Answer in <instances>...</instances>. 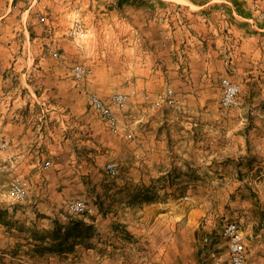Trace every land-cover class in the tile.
I'll list each match as a JSON object with an SVG mask.
<instances>
[{
	"label": "crops",
	"instance_id": "0c3cea01",
	"mask_svg": "<svg viewBox=\"0 0 264 264\" xmlns=\"http://www.w3.org/2000/svg\"><path fill=\"white\" fill-rule=\"evenodd\" d=\"M224 1L225 4H217L214 0H124L120 3L117 0L87 1L99 8L104 6L109 11H127L129 16L125 19L130 25L134 23L133 17L138 10L141 12L147 8V3L153 4L156 14L166 18L162 23L156 21L158 25L153 34L148 31L144 18L141 17L143 21L138 18L139 22L136 25L139 26L138 51L141 59L135 72H139L141 82L146 89H154L152 97L166 86L173 88L177 106L171 113L175 116L172 114L163 116L159 110L154 111L149 108L144 110L140 118L143 119L141 129L137 132L138 147L133 151L138 156V160L125 162L123 171L115 178L118 183L120 181L118 189L123 188V185L129 184L136 177L141 178L146 185L158 182L173 183L172 176L166 181L160 176L168 172L173 174L179 170L187 174L182 176L184 178L180 179V183L191 185L190 173L197 165H201L208 173L201 177L205 179V182L213 183L216 179L222 182L227 177L216 178L215 175H222V171L228 168L239 169V163L242 162L244 154L254 153L256 147L264 149L263 140L260 144H255L253 148L249 147L254 143L245 145L246 139H249L248 136L252 137V142L257 140L256 137H260L255 133L250 132L247 135L241 131V134H233L225 130L226 114L218 111L216 100H214L216 96L212 94L214 86L218 85L221 78L227 76L240 86L241 105L254 106L263 103L264 97L255 95L261 92V89L264 90L262 78V75L264 76V2L259 4L256 3L257 1L252 3L251 0ZM29 7L30 5H26V2L19 4L17 0L0 1V20L4 21V18L16 8L18 12L22 11V14H26ZM132 12L135 13L134 16ZM165 31L171 33L169 40L163 44L162 35ZM133 35L129 28V34L124 38L125 53H129V56H133L131 46L135 38ZM11 45L12 42L0 43V77L7 72L11 75L12 70L20 69L15 68L17 61L13 62V56L16 52H13ZM149 57L159 60L160 63L152 64V68L148 62ZM0 79L3 82L5 78ZM10 99L0 103V144L3 141L6 142V147L0 150V171L28 169L31 188L24 202L25 207L22 208V215H28L24 221L25 224L31 229L40 231L50 229L53 219L66 225L71 217H76L94 225L93 237L81 242L76 241L73 251L58 255L61 264H71L73 260H78L77 264H88L84 260L88 253L101 257L105 248L107 252L109 251L112 246L109 243L114 237L123 240V234L135 231L154 238L151 252L156 258L154 261L160 264H212V260L203 254V246L199 241L200 234L210 237L211 242L216 241L214 249L217 252L225 251V246L222 248L225 240L223 243H218L215 239L223 238L218 224L220 220L228 217V208L225 206H233L226 197L220 201L212 195L208 197V194H205L203 203L197 201L191 204V208L185 213L181 210V206L177 207L182 203L178 202L182 197L175 199L172 203L175 207L163 206L162 203L157 202L134 206L129 204L126 198H120L124 206L122 209L108 208L103 205H109L117 199L116 187L106 186L105 183L109 180L100 172V166H96L97 161L93 162L94 158L89 159L92 165L90 168L80 163L75 170L61 166L57 171V179L48 181V178H45L46 181L43 183L40 169L43 168L41 165L44 160L40 165L38 155L51 151H47L42 146V142L48 135L44 122L47 117H50L49 112H53L51 105L48 103L50 109L45 108L46 112H43L41 108V112L24 113L16 110L18 106L15 104L16 99ZM56 105H60L59 110L62 111V106H66L67 103L64 104V101L60 100ZM199 115L201 117L203 115L204 119L208 120L209 126L206 132L208 137H212L213 140L218 139L204 146L206 156L201 162L203 164L192 163L190 146L185 147L179 144L187 142L192 130L185 128L195 125ZM183 117L193 120H187L188 125L180 128L179 123H183ZM165 121L170 122L167 128H163V125L168 124L167 122L163 124ZM29 122L33 124L37 122L32 130L33 126L29 125ZM20 123L22 126L18 130L17 125ZM230 133L233 135L228 142L225 138ZM171 135L175 137V143L167 149L165 145L162 146L160 140L162 137H166L167 140ZM247 141L250 142V140ZM53 147L55 150L59 148L56 142ZM165 153H170L174 160L164 163L162 157ZM229 163L232 165L230 166ZM79 167L81 170L78 169ZM97 173L98 176H96ZM52 185H56V190H59L57 192L51 190ZM81 185L83 188L87 185V189L90 185L93 193H98L95 191L96 186L103 188H99L98 191L101 192L93 196L94 207L88 209L83 215H70L65 211L66 200L80 197L76 193L81 191L79 190ZM183 198L188 197L183 196ZM214 201L216 204L213 206ZM136 207L139 208L136 209ZM134 210H136L135 215H131L128 219L127 215ZM238 212L240 217L245 216L243 214L245 210L239 209ZM243 230V234L248 233L247 229ZM151 231V234L147 233ZM2 232L7 234L8 229L0 223V236ZM245 237H247L246 234ZM23 241L22 246L33 252L37 241L30 234ZM87 242L89 246L86 245ZM105 256L106 253H103L102 257ZM26 257L28 258V255ZM251 260L253 264L257 263L254 258Z\"/></svg>",
	"mask_w": 264,
	"mask_h": 264
},
{
	"label": "rangeland",
	"instance_id": "374dc122",
	"mask_svg": "<svg viewBox=\"0 0 264 264\" xmlns=\"http://www.w3.org/2000/svg\"><path fill=\"white\" fill-rule=\"evenodd\" d=\"M0 1L8 2V0ZM87 1L17 0L19 4H25L26 2V5H30L27 13L22 14V11L18 12L16 8L4 18V21L0 20V43L10 44L12 42L11 48L13 52H16L13 56V62L17 61L15 62V68H20L12 70L11 75L7 72L3 77H0L5 78L3 82L0 79V103L11 98L16 99L15 104H18L16 110L20 112H41V108L44 110L43 112H46L45 108L50 109V105L51 111H53L49 112L50 117H47L46 122H44L48 135L42 142V146L47 151H51L38 155L40 165L44 160L42 167L45 160L51 161L49 167L40 169L43 183L47 178L48 181L57 179V171L61 166L75 170L77 164L80 163V165L90 168L92 165L89 159L94 158L93 162L97 161L96 166H100V172L109 180L106 181V186L108 188H111V186L116 187L117 199L109 205H103L108 208L122 209L124 206L121 204L120 198H126L128 201L132 192L144 188V186L150 187L149 189L155 192L156 199L153 202L162 203L163 206L175 207L172 203L175 199L182 197L181 200H178L182 203L177 207L181 206L180 208L184 213L191 208V204L197 201L203 203L205 194H208V197L212 195L220 201L226 197L233 206H225V208H228V217L219 221L218 229H221L228 221H235L241 230L247 229L248 233L245 234L251 258L257 260L255 264H264V149L256 147L254 153L247 151L248 153L244 154L242 162L239 163V169L228 168L222 171V175H215L216 178L226 176L227 178L222 182L217 179L213 183L205 182V179L201 177L208 173L201 165H197L190 173L191 185L180 183V179L184 178L182 176L187 174L179 170L173 174L168 172L166 175L160 176L164 181L172 176L173 183L158 182L157 184L146 185L136 175L132 176L136 178H133L129 184L118 189L120 181L118 183L115 178L123 171L125 162L138 160V156L133 151L138 147L137 132L141 129L143 119L140 118L144 110L146 108L154 111L159 110L163 116L165 114L169 116L177 106V98L173 88L166 86L152 97L154 89H146L141 82L139 72H135L141 59L138 51L140 46L139 26L136 25L139 22L138 18H144V21L147 22L148 31L153 34L158 25L156 21L159 23L164 22L159 21L158 18H165V16L156 14L153 4L147 3V8L141 12L138 10L137 17H133L135 18L134 23L130 25L125 19L129 16L127 11H109L104 6L99 8V6H93ZM214 1L217 4H225L224 0ZM255 1L259 4L264 2V0H251L252 3ZM131 14L135 15L133 12ZM129 28L135 37L131 45L133 56L125 53L124 38L125 35L129 34ZM167 33L170 36L171 32ZM168 40L163 38V44ZM153 52L155 53V51ZM148 62L152 68L157 62L160 63L159 60L156 61L153 57H149ZM76 66H82L84 70L79 76H75L73 72ZM226 78L231 79L227 76ZM262 78L264 80L263 75ZM220 81L218 85L214 86L212 94L216 96L214 100H216L218 111L226 114L225 130L233 134H241L242 131L247 135L250 132L259 135L260 137L255 138L258 141L252 142V137L249 136V139H246L245 145L254 143L249 147L253 148L255 144H260L261 140L264 141V101L260 105H241L242 95L239 86V104L231 108H224L220 105ZM167 87L172 89L176 98V103L173 106L167 104L163 98ZM131 89H144L143 92L147 95V98L143 99L131 95L122 106L112 101L111 96L114 92L129 94ZM262 92L264 93V90L261 89V92L255 96L264 97ZM90 93L99 96L109 106L117 121L116 131L111 130L100 114L93 110L88 101V94ZM60 100L64 101V104L67 103L66 106H62V111L59 110L60 105H56ZM179 107L181 110L183 109L181 105ZM182 120L183 123H179L180 128L188 125L187 120L193 119L183 117ZM166 122L168 124L163 125V128L170 126L168 121L163 124H166ZM36 123L29 122V125L33 126L31 130ZM21 126V123L18 124L17 129L20 130ZM207 126H209L208 120L204 119L202 115L196 120L195 125L191 128H185L186 130H192L191 136L185 144L183 142L179 144H183L185 147L190 146L192 163L198 164L200 162V164H203L201 162L204 161L206 156L204 146L209 144L210 141L218 140L217 138L213 140L212 137H208L206 133ZM233 134L230 133L225 139H228L229 142ZM247 140H250V142L248 143ZM160 141L162 146L165 145V148L169 149L170 145L174 146L175 137L171 135L167 140L166 137H162ZM55 142L59 146L56 150L53 147ZM171 157L170 153H165L162 160L164 163H169L174 160ZM110 161L117 164L118 173L116 176H111L105 170L106 163ZM229 165L232 164L229 163ZM78 169L81 170V167ZM27 170V168H17L0 171V209L7 210L4 216L5 223L1 224L8 229L7 234L2 232L0 236V264H61L58 257L59 253L46 250L45 255L36 254L22 246L24 244L23 240L32 230L24 222L28 215H22V208L25 207L24 202L31 188L30 174ZM14 175H21L28 181L27 195L21 202L15 201L8 192L9 181ZM96 176H98V173ZM87 188V185H85V188L81 185L79 187L81 191L76 193L80 197L70 198L68 201L66 200L65 204L79 198L86 202L87 211L94 207L93 196L100 193L101 191H98V189L103 187L96 186L95 191L98 193H93L90 185L89 189ZM50 189L55 191L57 187L52 185ZM183 196L188 198L184 199ZM142 203H131V205L138 206ZM207 204L209 205V203ZM215 204L216 201H214L213 206ZM239 209L240 211H246L243 213L245 216L240 217ZM135 212L136 210L128 214V219L131 218V215L134 216ZM147 233L151 234L152 231ZM123 235V240L113 238V241L109 243L112 246L108 252L106 248L103 250V253H106L105 257H102L103 253L101 257H95L92 253H88L84 259L85 263L150 264L156 262L154 261L156 259L154 253L151 252L154 238L136 231L133 233L126 232ZM205 236L207 235L200 234L199 241L201 243H199L203 246V254L208 257L205 247L209 246L214 249L216 241L205 246L203 243V237ZM215 240L218 243H223L225 239L216 238ZM224 246L226 251V244L222 245V248ZM26 255H28V258H25ZM76 261L78 260L71 261V264H77Z\"/></svg>",
	"mask_w": 264,
	"mask_h": 264
},
{
	"label": "built area",
	"instance_id": "2783aa9c",
	"mask_svg": "<svg viewBox=\"0 0 264 264\" xmlns=\"http://www.w3.org/2000/svg\"><path fill=\"white\" fill-rule=\"evenodd\" d=\"M221 95H220V105L224 108L237 106L239 104V85L229 78H222L220 81ZM171 88L167 87L164 92V100L167 104L174 105L176 103V98L173 95ZM131 95H136L141 98H147V95L143 90L131 89L129 94L123 92H114L112 94V101L122 106L124 105ZM88 101L93 108V110L100 114V116L106 121L109 128L113 131L117 130V121L112 114L109 106L96 94H88ZM6 147V142L3 141L0 144V150ZM51 161L45 160L43 167L47 168L50 166ZM105 170L111 176H116L118 173L117 164L114 161L107 162L105 165ZM28 191V181L21 175H14L11 177L8 184L9 195L15 201H23L26 198ZM65 211L70 215L83 214L87 211V204L83 199H75L68 202L65 206ZM222 237L225 239L226 251L224 253L217 252L212 247H205V252L208 257L212 260V264H253L250 258V250L247 243V238L240 226L235 221L226 222L222 228ZM211 242V238L208 236L203 237L204 245H208ZM150 264H159L158 262H153Z\"/></svg>",
	"mask_w": 264,
	"mask_h": 264
},
{
	"label": "trees",
	"instance_id": "16d2710c",
	"mask_svg": "<svg viewBox=\"0 0 264 264\" xmlns=\"http://www.w3.org/2000/svg\"><path fill=\"white\" fill-rule=\"evenodd\" d=\"M122 1L124 0H117L118 3ZM149 188L144 186V188L135 190L132 192L128 202L131 204L155 201L156 194ZM6 213L7 210L0 209V223H5L4 216ZM93 233V223H85L81 218L71 217L66 225L57 219H53L50 229L30 230V236L37 241L32 251L36 254H43L46 250L59 254L70 252L73 251L76 241L88 240L93 237ZM68 240H72V242H68ZM86 245L89 246L88 242Z\"/></svg>",
	"mask_w": 264,
	"mask_h": 264
},
{
	"label": "bare ground",
	"instance_id": "6f19581e",
	"mask_svg": "<svg viewBox=\"0 0 264 264\" xmlns=\"http://www.w3.org/2000/svg\"><path fill=\"white\" fill-rule=\"evenodd\" d=\"M159 19V21H164L165 20V18H163V17H159L158 18ZM169 33H167V32H165V33H163V38L166 40V39H169ZM86 70V69H85ZM83 68H82V66H76V69L73 71L74 73H75V76H79V75H81L82 73H83ZM82 77V76H81Z\"/></svg>",
	"mask_w": 264,
	"mask_h": 264
}]
</instances>
